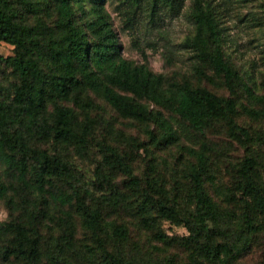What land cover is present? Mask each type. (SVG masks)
<instances>
[{"label":"rangeland","instance_id":"1","mask_svg":"<svg viewBox=\"0 0 264 264\" xmlns=\"http://www.w3.org/2000/svg\"><path fill=\"white\" fill-rule=\"evenodd\" d=\"M74 1L83 9L77 13L83 22L94 19L90 0ZM207 2L221 32L225 60L254 93L264 95V0ZM100 3L105 22L115 33L125 60L133 65H147L166 88L188 84L192 88H205L218 97L233 99L237 111L228 120L212 123L203 138L178 116L135 98L149 110L161 111L170 120L178 142L166 143L161 138L163 130L122 116L91 91L83 92L77 100L58 102L72 111L79 125L88 126L85 149L61 145L51 136L34 142L32 147L71 167L75 188L89 207H98L101 211V229L96 233L88 230L73 203L63 207L51 203L45 207L28 196L30 205L25 209V197L15 173L1 164L0 184L6 188V193L0 196V226L7 223L28 229L37 241L39 264H219L216 259L206 258L208 251L201 253L189 243L193 235L185 221H191L195 213L190 180L195 164L192 151L198 150L203 142L211 147L203 187L217 206L206 222L212 230L210 238L200 236V243L204 249L207 246L212 250L217 244L231 245L239 239L233 233L244 213L250 216L240 190L242 164L249 163V175L264 189V117L253 119L244 112L245 108L264 110V107L252 104L241 87H234L231 93L222 78L213 77L209 72H206L208 78L196 73L195 60L184 47L185 40L195 34L192 0H182L178 11L158 13L153 22L146 6L128 11L119 0H101ZM41 15L47 22H53L52 12ZM12 50L11 46L0 42L1 98L8 96L17 84L5 62L12 56ZM53 119V107L48 106L47 121L51 123ZM148 129L153 132V138L147 133ZM113 157L119 159L127 172L116 170L112 176L122 202L120 206L107 199L110 192L103 191L102 185L103 173L107 172V163ZM132 180H137L139 185L133 186ZM47 189L53 193H71L69 184L54 179L48 182ZM145 192L160 205L174 208L184 222L163 218L155 204L145 215L149 223L142 222L135 209ZM251 217L256 229L242 239L241 253L220 254L221 264H264V230L261 228L264 214H251ZM115 226L126 229L125 240L116 236ZM159 234L166 239L162 240ZM12 239V235L0 238V264H25L11 253Z\"/></svg>","mask_w":264,"mask_h":264},{"label":"trees","instance_id":"2","mask_svg":"<svg viewBox=\"0 0 264 264\" xmlns=\"http://www.w3.org/2000/svg\"><path fill=\"white\" fill-rule=\"evenodd\" d=\"M94 19L83 22L78 11L83 10L74 0H0V42L12 47V56L6 64L16 77L17 84L8 96L1 98L0 92V164L16 175L20 191L24 195V208L30 205L28 196L48 207L51 203L63 207L74 204L76 213L84 225L93 233L101 229L102 216L98 207H89L73 182V170L57 157L34 149L33 143L48 137L61 144L85 149L89 135L86 124L79 125L70 109L58 102L72 98L79 99L83 92L91 91L99 95L122 116L137 120L149 126L154 125L164 131L161 136L166 143L178 142L169 119L161 111H151L137 99H144L159 110L172 113L186 122L190 128L205 138L206 129L214 122L228 120L237 111L236 101L224 99L205 88H192L188 84L166 88L159 76L154 75L145 64L133 65L125 60L117 46L115 33L103 17L101 0H90ZM128 11L146 6L151 22L158 13L178 11L182 0H119ZM100 3V4H99ZM77 7V8H76ZM52 12L53 22L43 19L42 12ZM191 18L195 34L186 39L184 47L195 60V71L199 76L222 78L231 93L234 87H241L252 104L264 107V95L256 94L241 78L234 67L225 60L222 50V36L207 0H192ZM125 93V94H121ZM48 106L53 107L54 119L47 121ZM244 112L253 119L264 117V110L245 108ZM147 133L153 138V132ZM211 147L201 143L193 150L195 164L190 171L193 185L195 213L189 226V243L206 258L223 263L220 254L241 253L240 245L245 235L256 229L251 217L264 214V189L258 186L248 170L249 163L241 166L243 171L240 190L246 198V210L240 225L233 233L239 237L233 244H217L214 249H204L200 243L210 238L212 230L207 220L217 210L216 204L205 193L203 182L208 174V153ZM110 162V163H109ZM103 173V191L110 192L109 200L122 205L112 176L116 170L126 172V167L113 157ZM28 175L33 178L30 179ZM69 184L70 194L53 193L47 189L50 180ZM138 186L137 180H132ZM134 188V187H133ZM6 188L0 184V196ZM156 205L160 215L169 220L183 223L174 208H168L153 201L148 193L136 206L141 221L150 219L145 215L150 206ZM264 230V224L261 226ZM114 233L121 240L126 238V229L114 227ZM12 235V254L20 257L25 264H39L37 241L22 225L3 224L0 238ZM162 240L165 236L158 235ZM100 242V240H99ZM237 243V244H236ZM101 247L102 244L100 243ZM194 259V258H193ZM197 260H193L194 263Z\"/></svg>","mask_w":264,"mask_h":264}]
</instances>
